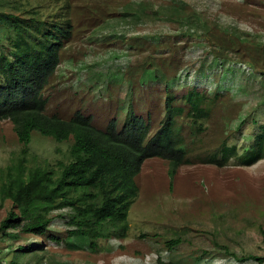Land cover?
<instances>
[{
    "label": "rangeland",
    "instance_id": "obj_1",
    "mask_svg": "<svg viewBox=\"0 0 264 264\" xmlns=\"http://www.w3.org/2000/svg\"><path fill=\"white\" fill-rule=\"evenodd\" d=\"M0 13L72 25L44 91L49 115L68 119L81 111L103 129L114 117L122 123L132 107L154 133L170 96L184 108L177 125L190 160L177 174L159 158L143 163L124 238L113 233L93 249L78 241L69 246V211H56L46 235L1 240L0 260L261 264L229 253L264 257V157L252 161L257 138L264 139V0H0ZM9 27L0 23V54L12 50ZM190 92L211 100L207 118L197 124L183 101ZM71 143L34 132L30 148L37 162L54 166ZM223 144L234 148L232 157L223 165L204 162ZM21 148L13 123L0 121V169ZM11 205L0 200V223ZM172 240L179 243L170 249ZM19 246L31 248L16 251Z\"/></svg>",
    "mask_w": 264,
    "mask_h": 264
},
{
    "label": "trees",
    "instance_id": "obj_2",
    "mask_svg": "<svg viewBox=\"0 0 264 264\" xmlns=\"http://www.w3.org/2000/svg\"><path fill=\"white\" fill-rule=\"evenodd\" d=\"M2 22L14 35L12 50L0 54V74L4 78L0 84V121L13 123L22 148L7 167L0 169V200L12 204L0 223V241H13L21 233L44 236L54 221L53 212L64 210L69 211V246L78 241L93 249L97 240L113 233L124 238L129 211L139 192L135 178L143 163L152 158L165 160L173 174L190 163L182 129L177 125L184 108L174 105L168 96L164 119L154 133L150 120L132 107L122 123L114 117L103 129L81 111L68 119L49 115L44 91L61 63L65 41L72 36L71 23L48 25L35 17L23 19L0 13ZM183 101L190 107L194 124L207 118L204 106L211 102L209 98L190 92ZM34 132L58 143L71 141L66 158L54 166L37 162L30 148ZM257 139L254 147L259 148V154L254 162L264 157V139ZM232 150L223 144L204 162L223 165L232 157ZM50 239L59 242L56 237ZM178 243L172 240L170 249ZM30 248L19 246L15 250ZM230 253L238 262L264 263V257ZM0 264L9 263L0 260ZM158 264L164 263L159 259Z\"/></svg>",
    "mask_w": 264,
    "mask_h": 264
}]
</instances>
